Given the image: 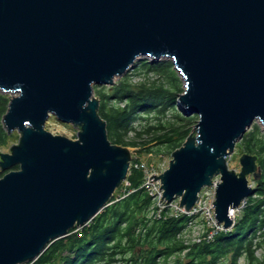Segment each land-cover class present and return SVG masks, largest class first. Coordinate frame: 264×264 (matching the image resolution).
<instances>
[{"label":"water","instance_id":"obj_1","mask_svg":"<svg viewBox=\"0 0 264 264\" xmlns=\"http://www.w3.org/2000/svg\"><path fill=\"white\" fill-rule=\"evenodd\" d=\"M143 58L172 60L178 103L199 116L153 177L190 211L220 176L216 219L233 226L249 176L262 178L258 155L243 153L240 172L229 159L254 122L264 130V0H0V92L14 95L3 125L20 133L0 152V264L34 263L112 203L133 156L110 140L95 87ZM50 117L77 139L46 130Z\"/></svg>","mask_w":264,"mask_h":264},{"label":"trees","instance_id":"obj_2","mask_svg":"<svg viewBox=\"0 0 264 264\" xmlns=\"http://www.w3.org/2000/svg\"><path fill=\"white\" fill-rule=\"evenodd\" d=\"M136 68L158 76L159 80L133 84L125 77L112 88L95 89L110 140L125 147L140 146L146 151L150 143H157L166 146L172 155L183 146L199 116L187 115L178 103L184 89L172 61L144 60ZM9 104L7 94H0V143L3 144L11 137L2 124ZM168 111H173V120L167 124L160 121L141 131L133 126L143 115L164 117ZM241 147L249 154L260 156L262 178L257 184L256 198L250 196L231 232L219 234L212 242L188 247L180 234L190 218L152 216L153 202L142 187L143 174L132 167L128 177L130 188L119 191L121 195H115L112 203L91 223L55 241L32 264H240L242 258L245 264H264L256 257V249L264 248V136L259 126L247 132ZM16 169L19 167L13 170ZM4 174L0 173V177Z\"/></svg>","mask_w":264,"mask_h":264},{"label":"rangeland","instance_id":"obj_3","mask_svg":"<svg viewBox=\"0 0 264 264\" xmlns=\"http://www.w3.org/2000/svg\"><path fill=\"white\" fill-rule=\"evenodd\" d=\"M144 60L152 61V60H150L148 58H143V59L138 60L137 63L121 79H123L125 77L126 78L129 77L132 80L133 84H139L140 82H144V81H146V82H153L155 80L158 81L159 80L158 76H156L154 74H146L141 69L139 70V68H136V66L140 62H143ZM168 61H172V60H168ZM177 74H178L179 80H180V82L182 84V87L185 90L183 79H182L181 75L178 72H177ZM121 79L117 80L116 84L118 82H120ZM115 85H113V86H105V87H107V89H109V88L114 87ZM95 89L99 90L100 87L96 86ZM0 94H2V92H0ZM7 96L10 98V102H11V99L14 97V95L13 94H7ZM178 112H180V111H178ZM190 116H193V115H190ZM171 120H173V111H168L165 114L164 117L163 116L160 117V116L155 115V114H153L151 116L143 115L142 119H140L133 126H134V128H136L137 131H141L147 126H156V125H158L160 121H162L163 123L167 124V123L171 122ZM255 126H259L261 128L262 134L264 136V130L262 128V125L258 121L254 122L252 127L247 132L248 133L249 132H253ZM194 129H195V127L192 129V132L194 131ZM46 130H48L49 132H51L54 135L66 136V137H68L70 139H73V140L77 139V129H75L72 125L60 122L55 117H50L49 118V120H48V122L46 124ZM6 132H7V130H6ZM8 134L11 137L4 144L0 143V152L1 153H10L11 147L13 145L18 144V142H19L20 133L18 131H14V132L8 133ZM134 135H135V133L131 134L130 137H129V140H131L134 137ZM147 137L148 136H145V138H147ZM242 141L243 140H241L239 143H237V145L235 147V150H234V153L232 154V156L229 159V168L231 170H236L237 172L241 171V165H240V162H239L240 157L242 156L243 153H247L241 147ZM127 148L131 151L132 156L135 158L134 161L138 160L139 164L145 165L144 166L145 168H143V167H140L139 169L136 168V170L141 171L142 174H143V177L141 179V182H143L142 185H144L148 181L147 178H149L150 175L156 174V175L160 176L161 174H163L168 169L170 160L172 159L171 155H170V152H169V149L166 146L157 145V143H150V145H148V147H146V148H150L148 151H146V149H144V148H141L140 146L139 147L127 146ZM259 158H260V156H259ZM258 164L260 166V160H259ZM130 175H131V171L129 172V176ZM215 178H217V177H215ZM217 179H220V176ZM159 181L161 183V180H159ZM128 183H129V181L127 179V181H124L123 184L121 185V187L117 189V191L115 192V195H117V197L119 195H121V192H119V191H121V190L124 191V190H126V189L131 187V184L129 183L130 184L129 185ZM249 183L254 188V193L251 195V196H253L255 194L258 181H255L254 177L251 175V176H249ZM213 191H214V189H208L207 188L203 192L205 194V198L204 199L206 200V197H208L210 199V197L213 196ZM253 197L256 198V195H254ZM249 198L250 197H248L245 200L243 205L241 204L242 207L240 208V214H242L244 209L246 208L247 203L249 201ZM165 200H166V198H165ZM174 201H177V203L180 202V207H182L181 206V198L180 197L175 198L174 200L170 201V203L174 202ZM187 217L190 218V221L188 223V225H189L191 222H193L192 221L193 219H192L191 216L187 215ZM185 230L186 229L183 230V232L180 234V236H184V233H185L186 237L188 236V232H186ZM188 231L189 232L191 231L189 237H190V240L192 242H193V240L198 239L200 236H202L201 221L199 223H194V224L190 225V227H188ZM231 231H232V229L229 228V229H226V231L222 232V233H227V232H231ZM184 254H183V256H184ZM256 257L260 261H264V248H257L256 249ZM171 261H173V259ZM239 263L240 264H245V259L242 258L239 261Z\"/></svg>","mask_w":264,"mask_h":264},{"label":"built area","instance_id":"obj_4","mask_svg":"<svg viewBox=\"0 0 264 264\" xmlns=\"http://www.w3.org/2000/svg\"><path fill=\"white\" fill-rule=\"evenodd\" d=\"M135 158H133L131 162V168L134 167L135 169H139L140 167L145 168V165L139 164V161L136 162L134 161ZM131 171V170H130ZM156 174H152L147 178V182L142 185V187L146 188L147 191L150 194V197L153 202L152 206V216L154 215L155 218L161 219V218H168V217H179L182 215H188L192 217V221L187 228H185L186 232H188V236H181L183 240H185V244L189 247L199 243L203 242H212L215 240V238L221 234L222 232H225L226 229L224 228V224H218L217 219H216V214H215V207H214V201H215V196H216V189L217 185L220 182V179L215 178L214 179V185L212 187H206L203 189L204 191L208 189H214L213 191V196L205 198V194L201 191L199 194V199L195 206L190 210L186 211L184 207H180V202L177 203V201L174 202H168L165 200L164 197V190L161 188L162 184L160 181L155 177H153ZM157 177L159 175H156ZM153 177V178H152ZM129 184V183H128ZM130 185V184H129ZM245 201H243L242 205L244 204ZM240 205L238 208L235 209H230L229 216L233 220V226L230 229H233L235 226L237 219L240 215V208L242 207ZM201 221V231H202V236H200L198 239L193 240V242L190 240V233L188 231V227L194 223H199ZM188 238V239H187Z\"/></svg>","mask_w":264,"mask_h":264},{"label":"bare ground","instance_id":"obj_5","mask_svg":"<svg viewBox=\"0 0 264 264\" xmlns=\"http://www.w3.org/2000/svg\"><path fill=\"white\" fill-rule=\"evenodd\" d=\"M133 158H134V157H133ZM132 160H133V159H132ZM130 170H131V167H130ZM214 202H215V201H214ZM107 207H108V206H107ZM107 207H106V208H107ZM99 214H100V213H99ZM99 214H98V215H99ZM98 215H97V216H98ZM97 216H96V217H97ZM93 220H94V219H93ZM93 220H92V221H93ZM92 221H91V222H92ZM91 222H89V223H91ZM89 223H88V224H89ZM88 224H86V225H88ZM86 225H85V226H86ZM83 227H84V226H83ZM79 228H81V227H79ZM75 229H77V228H75ZM75 229H73V230H75ZM73 230H72V231H73ZM72 231H71V232H72Z\"/></svg>","mask_w":264,"mask_h":264}]
</instances>
